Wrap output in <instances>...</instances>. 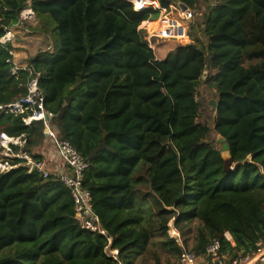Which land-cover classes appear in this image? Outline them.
Returning a JSON list of instances; mask_svg holds the SVG:
<instances>
[{"label": "trees", "instance_id": "obj_1", "mask_svg": "<svg viewBox=\"0 0 264 264\" xmlns=\"http://www.w3.org/2000/svg\"><path fill=\"white\" fill-rule=\"evenodd\" d=\"M173 3L194 13L191 42L159 60L141 28L156 8L0 0V41L29 7L31 29L50 40L27 66L59 139L89 165L83 185L106 232L82 228L58 172L44 178L9 159L19 167L0 171V264H180L170 224L200 264H214L215 241L230 260L264 249V0H160ZM13 51L0 43V136L43 160L44 123L7 109L34 77ZM212 132L229 145L232 172Z\"/></svg>", "mask_w": 264, "mask_h": 264}, {"label": "built area", "instance_id": "obj_2", "mask_svg": "<svg viewBox=\"0 0 264 264\" xmlns=\"http://www.w3.org/2000/svg\"><path fill=\"white\" fill-rule=\"evenodd\" d=\"M134 5L137 11L146 8H156L160 10V17L154 23L156 28L151 29L150 24L144 29L148 32L147 40L152 49H156L154 39L174 40L176 42L189 41V29L194 18V13L190 9L184 8L182 3L170 4L167 8L160 5V0H127ZM35 17L33 10L29 7L25 9L19 20V23L31 20ZM18 23V24H19ZM17 24V25H18ZM1 39L0 43L5 45L10 42L9 33ZM13 57L14 54H13ZM15 65V64H14ZM16 66V65H15ZM17 70H28L33 74L28 87V95L15 104L9 105L7 109L14 114H23L25 111H31V115L24 118L26 125H30L33 121H41L45 126V136L54 144V151L58 162H52L48 159L34 160L30 155L24 152H15L12 145L23 146L24 142L20 138H11L3 133L0 136V171L7 172L19 167V164H13L9 159H21L23 164L28 167L29 172H37L42 177L48 178L52 172H58L61 181L70 190L75 204L76 219L80 222L82 228L91 233H100L105 235L106 232L101 227L99 216L93 209V198L91 193L84 187V174L89 165L78 151L68 142L60 140L55 129L52 126L54 114L45 109L43 96L39 88V74L34 69L26 67H18ZM3 108L0 106V110ZM6 158V160H4ZM56 164V165H55ZM170 236L175 239L182 247L180 255V264H200V259L194 253L184 248L180 234L170 224ZM230 237V235H227ZM232 241V240H230ZM221 244L215 241L207 248V256L211 258L214 264H264V249L258 253L247 256H240L234 260H230L220 255ZM110 255L117 260L118 251H110Z\"/></svg>", "mask_w": 264, "mask_h": 264}, {"label": "rangeland", "instance_id": "obj_3", "mask_svg": "<svg viewBox=\"0 0 264 264\" xmlns=\"http://www.w3.org/2000/svg\"><path fill=\"white\" fill-rule=\"evenodd\" d=\"M35 17L31 20L22 21L14 26L11 29L10 35V43L12 44L14 51V64L18 67H26L29 58L31 56L42 52L44 50H48L51 43L50 40L46 38V36L42 35L41 33H36L35 30H32V27H35ZM193 21L191 22L192 25ZM157 23L154 25H150L151 29L156 28ZM192 27V26H191ZM194 35L197 40H200V35L194 30ZM191 42V39L189 38V41H183V42H176L174 40H161V39H155L154 43L156 44V52H159V49L161 46H165L166 44L174 45L176 48L181 45H186ZM211 92H209L206 89H203V95L208 96ZM220 137L216 135L214 132L210 135V141L214 142L217 148H222L223 144L219 142ZM45 151L46 154H48L49 151L55 149L54 144L51 140L47 139V143H45ZM220 144V145H219ZM56 165V164H55Z\"/></svg>", "mask_w": 264, "mask_h": 264}, {"label": "crops", "instance_id": "obj_4", "mask_svg": "<svg viewBox=\"0 0 264 264\" xmlns=\"http://www.w3.org/2000/svg\"><path fill=\"white\" fill-rule=\"evenodd\" d=\"M149 24L154 25L155 23L154 22H144L143 25L141 26V28L147 27ZM174 49H176V47L174 45H170V44H166L163 47L161 46V48L159 49V52L158 51L156 52L157 59H159V60L165 59L168 56V54L170 52H172ZM45 146H46V144H45ZM44 148L41 150V153L44 156V158L51 161V163L52 162L53 163L58 162V160L56 158L55 151L53 150V148L51 151L48 152V154H46V151ZM228 239L231 240L232 239L231 236L228 237Z\"/></svg>", "mask_w": 264, "mask_h": 264}, {"label": "water", "instance_id": "obj_5", "mask_svg": "<svg viewBox=\"0 0 264 264\" xmlns=\"http://www.w3.org/2000/svg\"><path fill=\"white\" fill-rule=\"evenodd\" d=\"M184 8L187 9V6L184 5ZM219 142L221 144H223V147H222V158H223L224 163H225V170L227 172H232L234 170V168H233V158H232L231 153H230L229 145L226 144L225 140L222 139V138L219 140Z\"/></svg>", "mask_w": 264, "mask_h": 264}]
</instances>
